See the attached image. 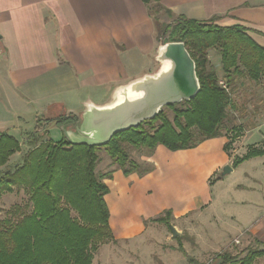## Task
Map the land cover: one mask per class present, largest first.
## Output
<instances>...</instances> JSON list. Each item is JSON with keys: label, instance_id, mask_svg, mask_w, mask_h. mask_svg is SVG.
Masks as SVG:
<instances>
[{"label": "crops", "instance_id": "0c3cea01", "mask_svg": "<svg viewBox=\"0 0 264 264\" xmlns=\"http://www.w3.org/2000/svg\"><path fill=\"white\" fill-rule=\"evenodd\" d=\"M159 2L173 17L198 21L214 17L216 25L240 26L264 48V0ZM165 16L161 14L159 21L163 22ZM156 41L154 20L141 0H0V133L14 137L20 144L19 151L9 156L7 169L13 171L22 163L26 151L32 148L28 141L44 119L69 112L80 118L88 100L102 103L116 86L153 72ZM240 86L234 79L231 96L235 111ZM242 96L246 100L254 98L249 92ZM235 111L232 108L241 131L228 151L224 149L230 140L226 135L185 150L170 151L159 144L142 156L150 168L142 176L136 172L124 175L110 160L101 171L111 174L103 182L108 188L104 200L115 248L111 256L104 255L106 264L116 252L129 262L126 253L131 252L130 245L145 244L141 236L147 230L154 233L155 225L164 224L155 218L164 216L165 211H170L169 223L178 231L177 236L187 233L199 237L198 229L205 226L202 222L211 223L210 231L217 227V217L206 211L214 208L219 199L232 206L248 207L247 211L251 207L253 211L264 210V155L232 166L233 158L248 148L238 152L242 139L257 138L252 146H264V107L252 117L243 118ZM45 126L48 135L42 140L57 141L64 133L53 122ZM256 130L259 136L253 133ZM227 164L233 178L228 188L219 189L216 196L205 181L213 187L228 178V174L218 175L214 183L211 178ZM244 166H250L249 172L243 171ZM15 188L0 196L6 204H0L1 208L21 204L25 193L22 188ZM206 214L209 215L203 217ZM206 236L211 243L213 236ZM171 237V233H166V242ZM180 246L184 250V245Z\"/></svg>", "mask_w": 264, "mask_h": 264}, {"label": "trees", "instance_id": "16d2710c", "mask_svg": "<svg viewBox=\"0 0 264 264\" xmlns=\"http://www.w3.org/2000/svg\"><path fill=\"white\" fill-rule=\"evenodd\" d=\"M141 1L154 20L160 43L185 44L195 62L199 92L190 101L165 106L152 120L114 134L102 146L72 144L63 135L57 141L50 138L43 141L48 135L47 123L61 126L77 120L71 115L44 119L39 131L28 141L32 148L13 171L6 164L9 156L19 151V141L0 133V196L11 192L13 187L22 188L28 195L27 203L12 205L6 211L8 216L0 219V264H92V252L100 244L114 241L104 200L108 188L103 182L111 174H96L97 150L104 149L111 163L124 175L136 172L142 176L150 168H141L130 159L127 146L151 153L160 144L177 151L223 136L224 125L234 119L231 91L235 77L245 74L255 82L264 79V48L242 27L216 25L214 17L198 21L176 16L172 23H162L159 16L172 17V12L159 0ZM210 49L220 54L224 82L227 86L230 82L228 90L219 85L217 73L208 67ZM165 108L172 111V118ZM233 139L224 144L225 150H229ZM261 155L264 146H248L242 155L233 158L232 166ZM72 210L77 216L71 215ZM169 216L170 211H165L164 216L155 220L168 224ZM180 251L185 254L181 246ZM263 256L264 248L247 249L240 258L228 253L216 255L218 264H253Z\"/></svg>", "mask_w": 264, "mask_h": 264}, {"label": "rangeland", "instance_id": "374dc122", "mask_svg": "<svg viewBox=\"0 0 264 264\" xmlns=\"http://www.w3.org/2000/svg\"><path fill=\"white\" fill-rule=\"evenodd\" d=\"M165 17L166 18L162 23H172L174 21L173 16ZM159 45L160 41H156L155 55L157 47ZM207 57L208 67L212 68L217 73L220 80L226 81V78L223 76V73L221 71L220 54L218 50H208ZM154 61L155 64L153 71H155L159 66L158 62H156V60ZM235 79H238V82H240L241 86L239 88V94L235 96L237 101V108L236 111H234L236 114L241 115V117L244 115L243 118L245 116L252 117L259 109H262L264 107V79L261 78L258 82H255L249 79L245 74L240 77H235ZM228 86H230V82L228 83ZM243 92L251 93L254 98L246 100V98L242 96ZM238 96L240 100L238 99ZM165 109L168 113V116L172 118V111L167 108ZM60 115L66 117L65 114ZM232 115L233 114H231V116ZM236 120L237 118L234 116L233 121L229 124L226 122L222 130V134H225L229 139L235 138L240 135L239 133L241 131V128H238L241 126L237 124ZM245 125L248 126L249 122H247ZM71 127L72 126H69L68 128ZM261 132L262 134H264V128L261 129ZM51 133H53V131H51ZM253 133L256 136H259V132L257 130ZM257 140V138L254 139L250 136L246 139H242L237 147L238 152L245 151L248 146H252V144ZM127 151L130 159L141 165V168L149 167L148 162L141 159L142 156L144 157L148 154V151L146 149L136 150L132 146H127ZM97 155L99 156V159L95 167V172L96 174H101V171L105 170L106 166L109 164L110 158L105 153L104 149L97 150ZM222 168L223 166L221 167L219 173L211 175L213 183L216 181L215 179L217 178V176L220 175ZM249 170L250 166H244L243 171L249 172ZM226 177L228 178H225L224 181L215 184L213 187H211L212 185L210 186L209 182L207 181H205V185L207 186V188L209 186V190H213V193L218 196L219 189L228 188V183L230 182V179L233 178L232 173H228ZM27 199L28 195L25 193L22 197L20 205L27 203ZM222 201L223 200L219 199L214 208H211L210 211H206L208 213L214 214L217 217V227L212 224L214 226V230L210 231L209 229L211 223L208 224L206 222H202L206 227L203 226L202 229H198L199 237L194 236L193 234L187 235V233L185 232L186 234L171 237L169 238V241L166 242V233H171L170 226L173 225L171 223L155 225L154 233L150 234V230H147V232H145L141 236L146 242L145 244H135L134 246L130 245L131 252L128 253V250H124L125 247H122L120 245V248V246L118 245L120 249H123L125 252H127L126 254L127 256H129V262L126 263L124 260L119 258L120 255L116 252L114 257L112 256L109 260V264H160L161 261L165 262L166 264H218L219 260L217 259L216 255L219 253H228L231 256L240 258L246 254L247 249L264 248V210L253 211V207H251L250 210L247 211L245 208L248 207L241 208L235 205L232 206L225 202L224 204ZM0 204L3 205L5 203H3V201L0 199ZM2 205H0V219H4L8 216L6 212L8 209L5 210L3 207L1 208ZM71 215L77 216L74 210L71 211ZM208 215L209 214H206L203 217H206ZM174 229L176 230V228ZM253 230L256 231V236L253 233ZM222 231H225V236H223L224 234L221 233ZM205 233L210 235V237L213 236L212 239H210L211 243L208 242ZM200 241L207 242L205 244L200 243ZM113 242L114 241L111 240L106 243L100 244L97 249L92 252L91 263L106 264L105 260L107 258H105L106 256L104 255H106L107 253H110V256L112 255L113 250L115 249L112 245ZM180 245H184L185 255L180 252ZM171 246H175V249H172ZM99 248L100 250H98ZM159 260L161 261L159 262ZM253 264H264V256L257 258L253 262Z\"/></svg>", "mask_w": 264, "mask_h": 264}, {"label": "water", "instance_id": "95a60500", "mask_svg": "<svg viewBox=\"0 0 264 264\" xmlns=\"http://www.w3.org/2000/svg\"><path fill=\"white\" fill-rule=\"evenodd\" d=\"M154 60L158 68L122 85L116 86L102 103L88 100L77 120L61 125L63 136L72 144L102 146L119 132L135 128L152 120L160 110L170 104L190 101L199 92L195 62L182 41L160 43ZM72 126L68 128L66 126ZM232 171L223 166L220 177ZM173 237L177 231L170 226Z\"/></svg>", "mask_w": 264, "mask_h": 264}, {"label": "built area", "instance_id": "2783aa9c", "mask_svg": "<svg viewBox=\"0 0 264 264\" xmlns=\"http://www.w3.org/2000/svg\"><path fill=\"white\" fill-rule=\"evenodd\" d=\"M2 52H3V49H2V47H1V45H0V55L2 54ZM219 85H220L222 88H224L225 90H228V86L226 85V83H225L223 80H220V81H219Z\"/></svg>", "mask_w": 264, "mask_h": 264}]
</instances>
